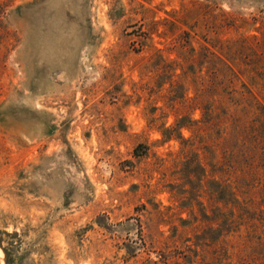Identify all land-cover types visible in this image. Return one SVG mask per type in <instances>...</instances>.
I'll return each instance as SVG.
<instances>
[{
    "label": "rangeland",
    "instance_id": "obj_1",
    "mask_svg": "<svg viewBox=\"0 0 264 264\" xmlns=\"http://www.w3.org/2000/svg\"><path fill=\"white\" fill-rule=\"evenodd\" d=\"M0 264H264V0H0Z\"/></svg>",
    "mask_w": 264,
    "mask_h": 264
}]
</instances>
